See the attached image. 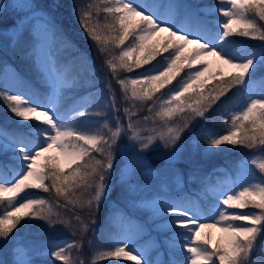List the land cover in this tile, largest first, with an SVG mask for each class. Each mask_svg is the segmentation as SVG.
Masks as SVG:
<instances>
[{"label": "snow or ice", "instance_id": "snow-or-ice-1", "mask_svg": "<svg viewBox=\"0 0 264 264\" xmlns=\"http://www.w3.org/2000/svg\"><path fill=\"white\" fill-rule=\"evenodd\" d=\"M19 8L26 14L18 20H0L5 32L12 30L2 54L19 51L46 91L6 61L0 63V102L25 129L0 125V157L5 158L0 159V203L6 205L0 208V246H10L11 256L0 264H49L44 259L48 256L73 264L71 251L82 257L84 240L97 226L94 215L109 200L115 207L105 220L107 244L89 240L92 259L80 258L78 264L113 258L132 264H258L254 253L258 248L264 253V241L259 239L264 235V79L257 81L255 75L264 69V43L237 49L229 37L264 42V0H217L201 7L185 0L75 4L81 27L98 52L108 57L104 63L111 79L98 78L99 70L75 47L46 4L30 0ZM7 12L8 6L0 5V16ZM217 13L222 19L215 18ZM29 17L31 28L25 24ZM113 49L120 50L118 55ZM157 57H162L158 67L135 78L116 75ZM177 77H181L177 86L155 99ZM113 79L123 101L141 105L153 101L150 113L159 105L151 117L153 124L160 122L158 127H141L128 107L123 109L125 127ZM238 85L243 86L244 102L221 105L230 115L223 121L224 133L206 124L196 132L198 119L206 121L213 106ZM108 116L113 119H92ZM149 119L145 116L143 123ZM28 121L35 123H23ZM185 133L190 139L180 143ZM123 135L129 142L125 159L120 160L118 141ZM222 145L254 150L239 165L236 180L227 186L206 184L196 198L172 195L173 187L182 188L184 169L194 179L197 157L214 155ZM152 155L161 158L150 159ZM160 176L167 178L144 194L142 183ZM29 189L55 192L65 204L30 195ZM67 205L72 206L71 217L59 211ZM77 208L90 219L75 214ZM248 208L256 211H229ZM138 213L147 216L142 219ZM30 221L43 222L44 231L70 229L80 240L25 243L13 236L22 222ZM212 230L221 235L214 237ZM145 237L146 243L140 244Z\"/></svg>", "mask_w": 264, "mask_h": 264}, {"label": "trees", "instance_id": "trees-1", "mask_svg": "<svg viewBox=\"0 0 264 264\" xmlns=\"http://www.w3.org/2000/svg\"><path fill=\"white\" fill-rule=\"evenodd\" d=\"M59 4L62 7L61 12V20L60 25L63 26L65 29V32L67 35L71 38L73 41V44L76 48L79 49L80 52L86 53L88 60L92 61L97 69L102 74V78L104 79H111V73L108 71L104 61L108 58L107 56H102L98 50L97 46L94 45V42L88 37V34L85 32V30L81 27L80 23L78 22L77 15L74 13L73 6L77 3L79 4H86L90 2V0H58ZM6 2V0H5ZM186 3L192 4L197 7L201 6H210L217 3V0H185ZM9 11V10H8ZM93 14L95 15V9H93ZM10 16H13V14H10ZM215 18L222 19V17H219V14H216ZM104 21V14L100 13L99 16V23L103 24ZM229 39L233 42H235V46H238L239 48H254L257 47L259 44L264 43L261 41H255L250 40L248 38L240 37V36H231ZM131 38L126 44H130ZM115 54L118 55L119 49H113ZM12 53V52H11ZM14 63L20 67V70L22 72V75L26 77V79L32 81V83L35 85V87L40 88V85L36 83V74L31 69L30 62L26 61L21 53L17 51L15 55H13ZM151 63V62H150ZM140 69V68H138ZM134 69V71L138 70ZM142 69V67H141ZM132 72H127L120 70L117 72L116 75L119 76V78H130ZM183 76V73L181 74ZM261 77H264V69H261L258 71L255 75L256 80H260ZM181 79V77H177V81H174L171 85L166 87L162 90L161 93H157L155 99H159L162 95H164L171 87L177 85L178 81ZM112 88L116 90V106L119 108L120 112H123V109L127 107L129 102H125L122 100V96H120V89L117 87L115 80H112ZM46 91V89H45ZM245 98L244 89L243 86H235L231 89V91L227 94L226 97L222 98L221 102H219L217 105L213 106L212 110L207 114V120H201L198 119L195 125V131L200 132L201 127L203 125H207L208 129H213L221 134L225 131V124L223 121L230 120V115L228 112L223 111L221 105L224 103H229L230 107H236L237 104L243 103ZM136 106L134 109L136 111V115L133 116L132 119H144L145 116L150 117V121H152L151 117H154L153 113H155L156 110H158L159 105L155 104L153 107V112L150 113L148 111V105L153 104V101H146L143 105L140 103H132ZM131 110V108H130ZM132 111V110H131ZM121 121L124 125L128 123L126 119L120 114ZM102 122L103 117H97ZM20 122H18L17 118L12 116L11 113H9L4 104L0 102V125L6 126L10 129H17L18 131H24L25 129L20 128L19 125ZM25 124L27 123H35V121H28L23 122ZM160 122L157 120L155 124L152 123L153 127H158ZM190 139V134L185 133V136L182 138L180 143H185L187 140ZM204 145L202 144L201 147ZM254 150H249L247 148L242 147H231L229 145H222L219 150H215L214 155H204V156H198L196 164V174L200 175V179H205L208 176H212V179H215L216 177H221L223 179L224 183L227 184L230 176L232 175V172L227 169V167L234 166L241 162L242 159L248 157L251 155V153ZM95 155V153H93ZM100 158V157H97ZM161 157H154L153 155L150 156V159L158 160ZM0 159H5L3 157H0ZM185 171L188 169L185 168ZM216 176V177H215ZM192 183V180H189V176L187 177L186 184ZM27 192L35 193L38 197H44L48 199L50 202H58L59 204L63 205L65 204V201L62 199H59L55 192H43L42 190H36V189H29ZM6 205L3 203H0V208H4ZM72 208L71 205H67L65 208L59 209V211L66 213L69 217L73 215V212H69L68 209ZM75 214H78L81 216L82 219L85 221H88L90 217L88 216L86 211H82L81 209L77 208L74 210ZM94 218L97 222V226L95 228L90 229L87 237L84 240L85 248L83 249L82 257L77 256L76 250L71 251L72 261L73 264H78V260L80 258H83L84 260H90L92 259V252L89 251L87 244L88 241L91 240L94 242V244L99 245H106L107 244V233L108 229L105 225L106 216H103V213L100 212L96 213L94 215ZM43 222L41 221H30V222H22L24 225L23 227L18 228L14 233V237L21 238L25 243H32V242H41L44 240H54L58 241L64 236H71L73 237V240L79 241L80 237L79 235H72L70 229H66L63 227H59V230L56 232H49L44 231L42 228H40V225ZM261 241H264V235H262L259 238ZM11 258L10 256V246H0V261L7 262ZM255 260L264 262V253H261L259 248L257 249V252L254 253ZM50 259V258H49ZM59 262V261H58ZM261 262V263H262ZM60 263V262H59ZM104 263L113 264L112 262H109L108 260H105Z\"/></svg>", "mask_w": 264, "mask_h": 264}, {"label": "rangeland", "instance_id": "rangeland-1", "mask_svg": "<svg viewBox=\"0 0 264 264\" xmlns=\"http://www.w3.org/2000/svg\"><path fill=\"white\" fill-rule=\"evenodd\" d=\"M26 2H30V0H8V2H5V0H0V5H7L8 6V12L6 15L4 16H0L2 18V20H6L8 21L9 23L11 21H14V20H18V17H22L26 14V10H22L19 8V5L22 4V3H26ZM39 2L41 4H46L49 8L52 9L53 11V14L55 15L56 19H57V22L60 24V20H61V12H62V7L61 5L59 4V1L58 0H39ZM10 14H13V17L11 18ZM25 24L27 27L31 28L32 27V24L33 22L31 21V18L29 17V19L27 21H25ZM4 25V24H3ZM5 27V25H4ZM12 36V30L9 29V31L5 32L3 30H0V61L1 63L6 61L8 64H10L13 68H15L18 72L21 73V70L19 69V67L14 63V59L11 58L10 59V56H12V53H11V50L9 49L8 51V55L7 56H4L2 53L4 51L5 48H7L8 46L6 45L5 43V38H9ZM236 47V46H235ZM237 48V47H236ZM255 48V47H254ZM254 48H249V49H254ZM238 49V48H237ZM241 49V48H240ZM242 54V53H241ZM165 56L168 55V53H165L164 54ZM162 62V57H161V60H155L152 64H149L148 66H146L143 70H139V71H136L134 72L133 76H131L132 78H135L138 76V74L140 73H143L145 71V69H152L154 66L155 67H158L159 64ZM91 63L94 65V63L91 61ZM96 67V66H95ZM97 69V68H96ZM225 71H228V69H225ZM99 73V71H98ZM128 78V77H126ZM123 79V78H121ZM125 79V78H124ZM259 81V80H257ZM117 87L120 89V86L116 83ZM101 88L104 87V85H99ZM176 86H173L172 88H174ZM38 88V87H36ZM40 91H42L40 89ZM169 91V90H168ZM167 91V92H168ZM131 103H139L138 101H131ZM153 112V111H152ZM151 112V113H152ZM154 115V113H153ZM141 127L143 128H146V129H149L151 130L153 128L152 126V121H148L147 123H143V120H141ZM148 132H144L143 135H147ZM130 135V133L128 134ZM127 136V135H126ZM128 137V136H127ZM128 138L125 140H121V141H118V148H119V152H120V156H119V159L120 160H123L125 159V156H124V152L127 150V145H128ZM116 149V147L114 146V150ZM139 149V145L137 144V150ZM165 150L163 148L160 149V152L163 153ZM245 160V159H244ZM242 160L240 163L234 165V166H231V167H227L228 170L230 171H235V172H232V175L230 176L228 182H227V185L231 182V181H234L236 180L239 172H240V168H239V165L244 161ZM255 171H257L258 173V170L254 169ZM167 177L165 176H160V177H157V178H152V177H148L146 179V181L144 183H142L141 185V188L144 192V194H148L156 185H158L162 180L166 179ZM224 181H220V185H224L225 184L223 183ZM196 183L198 184L196 186V190L198 191H201V189L203 187H205L206 184H211V183H204L203 180H198L196 181ZM211 185H214V184H211ZM218 185V184H217ZM226 185V186H227ZM237 191L239 190V188L236 189ZM30 195H33V196H36L38 197L35 193H32V192H28ZM171 193L172 195H177V194H181L182 193V189H176L173 187V189L171 190ZM23 195V194H22ZM190 195V194H189ZM19 202V201H18ZM115 207V204L113 203V201H111L110 203V206H109V212L111 209H113ZM230 212H236V213H240V212H249V211H256L255 209H251V208H248V209H229ZM109 214V213H108ZM137 215H139L142 219L143 218H146L147 216V213H138ZM208 222H211V221H208ZM236 223H244V222H241V221H237ZM213 231V236L214 237H218L220 236L221 234L216 231V230H212ZM154 234H156L154 232ZM157 235V234H156ZM155 235V236H156ZM66 240H70L69 238L65 237L63 238L62 240L60 241H66ZM147 241V237L142 240L141 242L139 241L140 244H145ZM155 256V255H154ZM50 256L48 257H45L44 259H47L49 261V264H60L58 261H55L53 258L49 259ZM155 259V258H154ZM88 260V259H87ZM103 261V260H102ZM102 261H100V264H105V263H102ZM109 261H113L114 264H126V263H130L132 264V262L130 261H126V260H116V259H109Z\"/></svg>", "mask_w": 264, "mask_h": 264}]
</instances>
